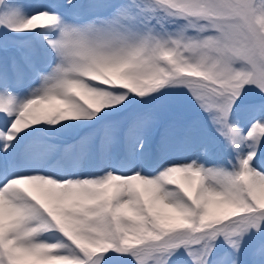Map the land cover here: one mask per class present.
<instances>
[{"label": "snow or ice", "instance_id": "obj_1", "mask_svg": "<svg viewBox=\"0 0 264 264\" xmlns=\"http://www.w3.org/2000/svg\"><path fill=\"white\" fill-rule=\"evenodd\" d=\"M0 264H264V0H0Z\"/></svg>", "mask_w": 264, "mask_h": 264}]
</instances>
